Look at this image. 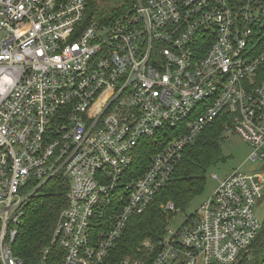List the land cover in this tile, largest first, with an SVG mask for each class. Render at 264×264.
Segmentation results:
<instances>
[{
    "label": "built area",
    "instance_id": "built-area-1",
    "mask_svg": "<svg viewBox=\"0 0 264 264\" xmlns=\"http://www.w3.org/2000/svg\"><path fill=\"white\" fill-rule=\"evenodd\" d=\"M86 8L0 0V264H27L13 250L24 209L55 179L66 204L29 264L243 261L262 228L264 175L238 170L139 256L113 250L215 121L264 167V0H133L107 22H85ZM147 140L163 145L137 175Z\"/></svg>",
    "mask_w": 264,
    "mask_h": 264
},
{
    "label": "trees",
    "instance_id": "trees-1",
    "mask_svg": "<svg viewBox=\"0 0 264 264\" xmlns=\"http://www.w3.org/2000/svg\"><path fill=\"white\" fill-rule=\"evenodd\" d=\"M84 21L98 19L112 20L127 9L133 0H86ZM222 121L206 126L195 141L182 151V158L176 166L167 187L160 192L143 214L130 218L115 242L113 258H135L142 254L145 244H155L167 226L161 206L172 203L183 212L204 193L206 176L210 168L224 161L221 145L224 138ZM144 141L139 157L142 166H135L141 174L149 157L162 147L163 142ZM68 185L62 179H55L42 187L25 206V214L19 234L13 245L15 254L27 264L46 246L57 222L59 212L66 204ZM241 264H264V223L249 247V254Z\"/></svg>",
    "mask_w": 264,
    "mask_h": 264
},
{
    "label": "rangeland",
    "instance_id": "rangeland-1",
    "mask_svg": "<svg viewBox=\"0 0 264 264\" xmlns=\"http://www.w3.org/2000/svg\"><path fill=\"white\" fill-rule=\"evenodd\" d=\"M221 145V153L225 158L224 161L219 163L216 167L209 169L206 176V185L204 193L197 197L190 206L181 212L180 214L171 215V213H165V205L161 206V210L166 217V223L168 221L169 227L181 226L188 217L193 216L213 191L217 188L219 181L227 177L232 171L238 170L252 174L264 175V167L259 163H252L248 160L250 154V147L245 143L237 134L231 133L226 135ZM217 176V180L213 179V176ZM254 214L260 224L264 223V192L263 198L254 207Z\"/></svg>",
    "mask_w": 264,
    "mask_h": 264
},
{
    "label": "water",
    "instance_id": "water-1",
    "mask_svg": "<svg viewBox=\"0 0 264 264\" xmlns=\"http://www.w3.org/2000/svg\"><path fill=\"white\" fill-rule=\"evenodd\" d=\"M241 262H242V261H239V262H238V263H236V264H241Z\"/></svg>",
    "mask_w": 264,
    "mask_h": 264
}]
</instances>
